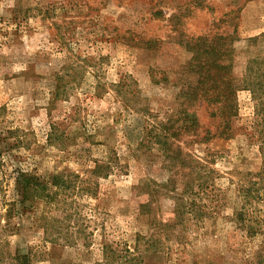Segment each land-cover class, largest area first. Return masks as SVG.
I'll list each match as a JSON object with an SVG mask.
<instances>
[{"label":"rangeland","instance_id":"374dc122","mask_svg":"<svg viewBox=\"0 0 264 264\" xmlns=\"http://www.w3.org/2000/svg\"><path fill=\"white\" fill-rule=\"evenodd\" d=\"M206 35L235 93L204 142L183 85ZM263 242L264 0H0V264H264Z\"/></svg>","mask_w":264,"mask_h":264},{"label":"trees","instance_id":"16d2710c","mask_svg":"<svg viewBox=\"0 0 264 264\" xmlns=\"http://www.w3.org/2000/svg\"><path fill=\"white\" fill-rule=\"evenodd\" d=\"M204 2L197 4V7H205ZM154 16L165 17L163 9L155 11ZM173 19V20H172ZM172 20V23H176V15L172 17L169 16V19ZM188 39V40H187ZM224 38L222 36H201V37H186L185 42L192 43L190 46L185 45L186 48H189L192 52V61L189 63V74L193 76V79L190 81H185V91L186 94L183 95L184 99L187 98L189 102L193 103L195 101H202V103L207 104L211 108L210 116L217 118L219 120V125L213 135L209 131H205V135L200 141H210L215 138H229L231 136V119L234 116V93H235V79L231 73L230 64L224 63V56H228L231 52L230 43L228 47H222V42ZM157 40H150L146 43L148 46L156 45ZM128 45V43L126 44ZM130 45V44H129ZM147 49H150L146 47ZM184 120L189 125L182 127L183 131L189 132L192 136H197L200 131V125L196 120L194 112H189L184 110ZM185 125V123H184ZM210 134V135H209ZM169 146V145H168ZM166 150L167 147H165ZM180 148L176 145L175 149V159H178L182 166H188V161L182 158L180 153ZM109 168H105L108 170ZM106 175V174H105ZM17 183L21 189L22 201L25 199L31 198L35 194L37 188L36 179L33 175H27L19 172L17 175ZM46 189V188H45ZM264 243V242H263ZM107 247H105L104 255L107 264H143L141 256L136 254H130L127 251V255L122 259L121 263L112 257V255H107ZM260 252H264L263 249ZM259 253V252H258ZM257 255V254H256ZM26 259L25 255H20L16 260L18 264H23V261Z\"/></svg>","mask_w":264,"mask_h":264}]
</instances>
